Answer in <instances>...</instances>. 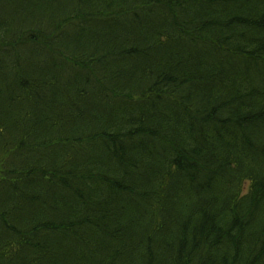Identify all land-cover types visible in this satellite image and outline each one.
<instances>
[{"label":"trees","instance_id":"1","mask_svg":"<svg viewBox=\"0 0 264 264\" xmlns=\"http://www.w3.org/2000/svg\"><path fill=\"white\" fill-rule=\"evenodd\" d=\"M0 264H264V0H0Z\"/></svg>","mask_w":264,"mask_h":264}]
</instances>
